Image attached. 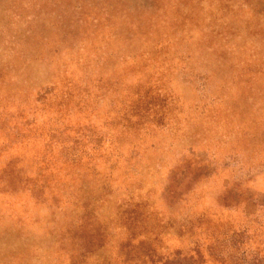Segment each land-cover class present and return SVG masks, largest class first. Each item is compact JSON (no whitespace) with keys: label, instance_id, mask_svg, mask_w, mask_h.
I'll return each instance as SVG.
<instances>
[{"label":"rangeland","instance_id":"obj_1","mask_svg":"<svg viewBox=\"0 0 264 264\" xmlns=\"http://www.w3.org/2000/svg\"><path fill=\"white\" fill-rule=\"evenodd\" d=\"M0 264H264V0H0Z\"/></svg>","mask_w":264,"mask_h":264}]
</instances>
